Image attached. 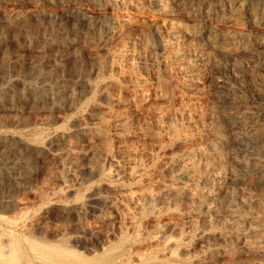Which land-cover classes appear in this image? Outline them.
Returning a JSON list of instances; mask_svg holds the SVG:
<instances>
[{"label": "rangeland", "instance_id": "obj_1", "mask_svg": "<svg viewBox=\"0 0 264 264\" xmlns=\"http://www.w3.org/2000/svg\"><path fill=\"white\" fill-rule=\"evenodd\" d=\"M105 1L0 0V217L8 220L12 218L17 223L18 227H13L11 231L26 251L28 259L25 264H45L31 256L35 253V249H32V242L36 243V241V244L59 246L60 249L64 246L62 250L77 254L80 259L84 260L97 258L96 256H100L103 250L106 251L109 245L111 247L120 245L124 254L121 255L122 259L117 258L115 264L124 261L127 262L124 264H131V262L138 264L136 261L138 254H140L138 258L144 256L145 260L147 259L145 255L154 254V257L148 258L149 260L143 264L151 262L159 264L158 261L162 260L160 264H164L166 260L170 263L167 261L165 264H205L208 260L211 264H264V256L260 257L252 251H244L246 245L256 247V243L260 240L264 248V184L252 171L261 169L264 172V145H253L248 148L238 146V149L233 147L232 151L235 154L234 152L217 153L213 159L203 152L215 139V133L212 131L215 124L221 131L225 129L229 133L237 132L244 135L250 133V130L243 129L236 124L235 119L240 114L253 118L257 122L256 125L264 131V93H262L264 92L262 90L264 89V17H255L249 9L252 5L257 6L258 0H239L238 3L232 0L231 4H235L233 10L224 7L225 1L228 0H216L218 2L188 0V2L194 1L191 2L192 5L187 4V0L186 2L184 0L183 2L182 0H158L154 6L151 3L153 7L148 2L139 3L138 0H130L131 2L127 0L128 7L131 5L130 9L107 4ZM135 1L139 4L134 3ZM216 3L221 5L220 10H210L211 6ZM134 6L138 7V12L132 11V9L135 10ZM139 8H143L142 11ZM196 11L200 13L197 12V15ZM229 11L232 16L229 15ZM163 12H168L169 16L173 14L172 16L175 17L170 16L172 22L184 27V32L179 34L181 38L178 37L176 40L177 45L168 34L166 27L168 20L164 16L161 17ZM192 13L197 15L196 20L188 17ZM113 18L119 19L120 24L107 26ZM253 18L256 19L255 26L249 25ZM232 19H238L240 27L235 25ZM201 20H211L215 28L213 32L210 31L211 29L207 30L208 33L198 31L200 30L198 22ZM125 22L128 23L125 24ZM100 26L105 28V32ZM156 27L161 29L159 32L161 36L164 35L165 42L172 44L174 41V47L165 51L169 54H166L156 41L153 33ZM209 35H216V37ZM230 37L244 41L245 46L233 47L224 44L225 42L222 43L224 38ZM213 38L220 41L219 54L218 52L212 53L208 47V42ZM173 49L176 51H172ZM118 53H123V61L116 59ZM173 53L178 56L177 63L172 58ZM113 55H116L113 57L115 63L110 62ZM222 56H225L223 60ZM215 64L217 67H214ZM118 65L119 67L127 66L120 73L124 74L127 79L131 77L130 79L119 78ZM218 67L220 68L217 69ZM140 82L148 85L150 97L155 92H159L165 98L174 96V99L166 101L163 98L158 104H154L152 100L148 104L144 101L146 95L141 97ZM184 85L189 87L185 88ZM231 97L232 99L229 100ZM220 99H226L232 105L227 103L225 104L227 108H222ZM157 110L159 111L155 114ZM225 111H228L227 114ZM256 115L258 116L255 117ZM226 117H233L231 118L232 130L228 129L225 124ZM194 139L196 142L193 141ZM70 155L72 159L69 158ZM254 155L255 160H253ZM192 163L195 167L198 165L192 172V179L195 177V180L193 179L192 182L176 180L174 174L177 170L189 168ZM122 171H126L127 175ZM138 172H144V175ZM133 173H136L135 181L131 180L135 176ZM202 173L213 176L214 181L217 180L215 182L221 194L218 193V200L205 202L212 211L214 210V214L210 212L209 215L205 214L198 218L197 205L190 200L189 195L192 192H196L195 195H201L203 190H201L203 187L201 179L206 176ZM106 175L108 177H105ZM111 175L114 180L118 178L122 187L118 190L119 192L111 190L110 183L113 181ZM103 177H105L104 181ZM219 177L222 178L219 179ZM137 179H140V182ZM159 185L161 188H157ZM177 188H183L184 195L181 198H184H180L182 201L174 205L168 193L171 194V191ZM187 188H189L188 191ZM121 191L127 193L123 194ZM140 196L142 199L139 198ZM147 197L151 198V203L144 205ZM106 200L110 202L104 204ZM8 201H13L16 205L11 204L10 206ZM77 203L81 205L80 210L76 209ZM177 213L181 216L178 217ZM193 216H196V219ZM233 216L240 219L236 228L232 227L236 219L232 218ZM204 220L213 221L215 229H224L226 233L233 232V229L235 231L246 230V228L257 229V236L247 237L246 240L233 234L228 240H223L218 236L210 238L208 231L202 230L206 227ZM216 224H218L217 227H215ZM24 238L28 241L25 242ZM23 240L25 243L22 242ZM170 240L171 242L183 241L191 252L189 251L186 255L179 254L183 252L182 249L172 247V250V248L165 247L166 242ZM185 240H188L187 243ZM230 249L234 250L235 254L228 256L226 252ZM159 252L161 254H157ZM91 253L95 255L89 256ZM210 255L213 256L210 258ZM130 258L136 259L130 261ZM118 259H121L120 262ZM32 260H34L33 263Z\"/></svg>", "mask_w": 264, "mask_h": 264}, {"label": "bare ground", "instance_id": "obj_2", "mask_svg": "<svg viewBox=\"0 0 264 264\" xmlns=\"http://www.w3.org/2000/svg\"><path fill=\"white\" fill-rule=\"evenodd\" d=\"M128 1H130V0H128ZM139 1V3L140 2H148V3H150V5H151V3L153 4V6L154 5H156L157 4V2H158V0H138ZM138 1H135L134 3H138ZM165 1V0H164ZM172 1V0H171ZM175 1V0H174ZM181 1V0H180ZM185 1V0H184ZM190 1V0H189ZM196 1V0H195ZM211 1V0H210ZM216 1V0H215ZM214 1V2H215ZM236 2L237 1H239V0H235ZM247 1H249V0H247ZM105 2H107V4H111V5H114V6H117V5H119V6H123L124 8H129L130 9V7H131V5H129L130 7H128V5H127V0H106ZM131 2V1H130ZM182 2H183V0H182ZM181 2V3H182ZM186 2V1H185ZM187 2H188V0H187ZM191 2H194V1H191ZM191 2H188L187 4H189V3H191ZM200 2H202V1H200ZM216 2H218V1H216ZM231 2H232V0H228L227 2L225 1V3H224V7L226 6V9L228 8V10H233L234 8H235V4L233 5V4H231ZM257 2V1H256ZM258 2H259V4H257V6L255 5H252V6H247V7H249V9L253 12V15L255 16V17H264V0H258ZM138 3V4H139ZM162 3V2H161ZM164 4H165V2H163ZM199 3V2H198ZM208 3V2H207ZM211 3V2H210ZM234 3V2H233ZM238 3V2H237ZM244 3H246V2H244ZM253 3V2H252ZM129 4V3H128ZM131 4H133V3H131ZM177 4V3H176ZM183 4V3H182ZM185 4V3H184ZM209 4V3H208ZM207 4V5H208ZM240 4V3H239ZM238 4V5H239ZM110 5V6H111ZM127 5V6H126ZM136 5V4H135ZM148 5V4H147ZM168 5V4H167ZM173 5H174V3H173ZM189 5H192V3L191 4H189ZM196 5V4H195ZM198 5V4H197ZM244 5V4H243ZM109 6V5H108ZM119 6H117V7H119ZM152 5H151V7H153ZM184 6V5H183ZM182 6V7H183ZM221 5L220 4H213V6H211V8H210V10H220V7ZM234 6V7H233ZM135 8V10H133L132 9V11H135V12H138V7L136 8V6H134ZM158 7V6H157ZM174 7V6H173ZM189 7V6H188ZM187 7V8H188ZM198 7V6H197ZM208 7V6H207ZM178 8H179V6H178ZM190 8V7H189ZM121 9V8H120ZM140 9V8H139ZM143 9V8H142ZM142 9H140L141 11H142ZM153 9H155V8H153ZM180 9H182V8H180ZM209 9V8H208ZM113 10V9H112ZM122 10V9H121ZM165 10V9H164ZM179 10V9H178ZM119 12H120V10H118ZM124 11V10H123ZM123 11H122V13H123ZM158 11V10H157ZM160 11H162V10H160ZM159 11V12H160ZM174 11V10H173ZM181 11H183V10H181ZM185 11V10H184ZM183 11V12H184ZM187 12H188V10H186ZM192 11V10H191ZM222 11V10H221ZM225 11V10H224ZM236 11V10H235ZM242 11V10H241ZM244 11V10H243ZM180 12V11H179ZM183 12H180V13H183ZM193 12V11H192ZM197 12H199V11H196V13ZM133 13V12H132ZM171 13H173V12H171ZM189 13H190V11H189ZM195 13V14H196ZM200 13V12H199ZM222 12H220V14H221ZM236 13V12H235ZM239 13V12H238ZM143 14V13H142ZM157 14V13H156ZM161 14V13H160ZM176 15H177V13H175ZM184 14V13H183ZM211 14V13H210ZM123 15V14H122ZM140 15V14H139ZM145 15V14H144ZM149 15V14H148ZM173 15V14H172ZM172 15H170V16H172ZM185 15H187V14H185ZM197 15H198V13H197ZM197 15H194L193 13L191 14V15H187L188 17H190V19H194V20H196V16ZM200 15V14H199ZM223 15H224V13H223ZM229 15H231L230 14V11H229ZM239 15H240V13H239ZM252 15V16H253ZM119 16V15H118ZM126 16H127V14H126ZM137 16V15H136ZM163 16L165 17V18H167L166 20H168V22H167V30H168V34L171 36V38L172 39H174L175 40V43H174V41H173V43L174 44H176L177 45V43H178V41H176L177 40V38L178 37H180L179 36V34H181L182 32H184L183 31V28H182V26L180 25V24H175V23H173L172 22V20H171V17L169 16V13L168 12H163L162 13V18H163ZM222 15H220V17H221ZM232 16V15H231ZM236 16H238V15H236ZM251 16V15H250ZM100 17V16H99ZM110 17V16H109ZM128 17V16H127ZM135 17V16H134ZM155 17V16H154ZM172 17H175V16H172ZM215 17H217V16H215ZM242 17V16H241ZM138 18V17H137ZM140 18V17H139ZM147 18V17H146ZM158 18V17H157ZM160 18V17H159ZM224 18V17H223ZM227 18H229V17H227ZM235 18V17H234ZM251 18V17H250ZM83 19V18H82ZM102 19V18H101ZM109 19V18H108ZM107 19V20H108ZM124 19H125V17H124ZM124 19H122L123 21H124ZM153 19V18H152ZM151 19V20H152ZM161 19V18H160ZM176 19H177V17H176ZM175 19V20H176ZM187 19H189V18H187ZM215 19V18H214ZM230 19V18H229ZM240 19V18H239ZM242 19V18H241ZM126 20V19H125ZM129 20H130V18H129ZM128 20V21H129ZM200 20V19H199ZM221 20V19H220ZM228 20V19H227ZM233 20V22H234V24L235 25H237L238 27H240L239 25H241L240 23H239V21H238V19H232ZM249 20H251V19H249ZM256 19L255 18H253V21L251 20V23L249 24V25H251V26H255L257 23H256V21H255ZM262 20V19H261ZM111 21V20H110ZM242 21V20H241ZM260 21V20H259ZM194 22V21H193ZM219 22V21H218ZM222 22V21H221ZM231 22V21H230ZM249 22V21H248ZM91 23V22H90ZM123 23V22H122ZM126 23H128V22H125V24ZM178 23V22H177ZM180 23V22H179ZM182 23V22H181ZM190 23V22H189ZM198 23H200V30H198V31H201V32H203L204 33V31H207V30H210V31H212L213 29H215V28H213V24H212V21L211 20H201L200 22H198ZM198 23H197V25H198ZM224 23V22H223ZM223 23H221V24H223ZM242 23V22H241ZM244 23V22H243ZM259 23V22H258ZM109 24H112L113 26L114 25H117V24H120L119 23V19H117V18H113L112 19V21H111V23H108V25L107 26H109ZM152 24V23H151ZM188 24V23H187ZM195 24V23H194ZM228 24V23H227ZM122 25V24H121ZM196 25V24H195ZM230 25V24H229ZM233 25V24H232ZM244 25V24H243ZM102 26V25H101ZM100 26V27H101ZM107 26H105L106 28H108ZM118 26V25H117ZM157 26H159V25H157ZM247 26V25H246ZM97 27V26H96ZM116 27V26H115ZM127 27V26H126ZM152 27V26H151ZM153 27H154V25H153ZM102 28V27H101ZM101 28H99V29H101ZM113 28V27H112ZM194 28V27H193ZM218 28V27H217ZM103 29V28H102ZM105 29V28H104ZM104 29H103V31H104ZM117 29V28H116ZM153 29V28H152ZM160 29V28H159ZM159 29L156 27L154 30H153V33H154V35H155V37H156V41H158V44H159V46L164 50V52L167 50H170L171 48H173L174 47V44L172 43V44H169V43H167V42H165L164 41V35H162L161 36V34H160V32H159ZM196 29H197V27H196ZM238 29V28H237ZM236 29V31L237 32H239L238 30ZM109 30V29H108ZM161 30V29H160ZM185 30V29H184ZM187 30H189V29H187ZM217 30V29H216ZM220 30V29H219ZM251 30V29H250ZM258 30V29H257ZM193 31H194V29H193ZM197 31V32H198ZM209 31V32H210ZM215 31V30H214ZM234 31V30H233ZM253 31V30H252ZM105 32V31H104ZM152 32V31H151ZM186 32V31H185ZM191 32V31H190ZM213 32V31H212ZM221 32H224V30L222 31L221 30ZM257 32V31H256ZM162 33V32H161ZM187 33V32H186ZM195 32H193V34H194ZM200 33V32H199ZM202 33V34H203ZM207 33H208V31H207ZM230 33V32H229ZM247 33V32H246ZM107 34V33H106ZM184 34V33H183ZM189 34H191V33H189ZM201 34V33H200ZM218 34V33H217ZM228 34V33H227ZM236 34V33H235ZM166 35V34H165ZM169 35H167V36H169ZM187 35V34H186ZM196 35V34H195ZM220 35V34H219ZM229 35V34H228ZM237 35V34H236ZM255 35V34H254ZM260 35V34H259ZM184 36V35H183ZM182 36V37H183ZM202 36V35H201ZM207 36V35H206ZM210 37H216V35H214V36H211V35H209ZM231 36V35H230ZM142 37V36H141ZM145 37V36H144ZM163 37V38H162ZM195 36H193V38H194ZM196 37H197V35H196ZM200 37V36H199ZM239 37V36H238ZM238 37H237V39H238ZM244 37V36H243ZM154 38V37H153ZM170 38V37H169ZM181 38V37H180ZM256 38V37H255ZM258 39H259V37H257ZM109 39V38H108ZM137 39V38H136ZM172 39H171V42H172ZM200 39V38H199ZM217 38H213L210 42H208V40L206 41V43L208 42V47H209V49L211 50V52L212 53H216V52H218V54L220 53L219 51H221V44H220V41L219 40H216ZM220 39V38H219ZM241 39V38H240ZM263 39V38H262ZM191 40H192V38H191ZM193 40H195V39H193ZM202 40V39H201ZM210 40V39H209ZM155 41V40H154ZM155 41V42H156ZM198 41V40H197ZM170 42V43H171ZM225 42V43H224ZM128 43V42H127ZM222 43H224V44H228V45H230V46H233V47H244L245 46V43H244V41H238V40H236V39H234V38H232V37H230V38H228V39H226V38H224L223 39V42ZM178 46H179V44H178ZM226 46V45H225ZM255 47V46H254ZM223 48V47H222ZM226 48H228V47H226ZM81 49V48H80ZM177 49V48H176ZM208 49V51H210ZM247 49V48H246ZM184 50V49H183ZM207 50V49H206ZM225 50V49H224ZM125 51V50H124ZM172 51H174V49L172 50ZM176 51V50H175ZM174 51V52H175ZM201 51V50H200ZM239 51V50H238ZM121 52V51H120ZM205 52V51H204ZM227 52H229V51H227ZM166 53V52H165ZM210 53V52H209ZM166 54H169V53H166ZM206 54V53H205ZM223 54V53H222ZM229 54V53H228ZM227 54V55H228ZM139 55V54H138ZM142 55V54H141ZM212 55V54H211ZM233 55V54H232ZM248 55V54H247ZM116 56V55H115ZM114 55L112 56V58L110 59V62L112 61H115V58H113V57H115ZM172 56V55H171ZM198 56V55H197ZM220 56H221V54H220ZM226 56V55H225ZM225 56H222V60H223V58L225 57ZM233 56H235V55H233ZM168 57H170V56H168ZM228 57H229V55H228ZM232 57V56H231ZM136 58V57H135ZM172 58L174 59V61H176V63L178 62L177 60H178V56L175 54V53H173V56H172ZM181 58V57H180ZM190 58V57H189ZM221 58V57H220ZM116 59H119V61H123L124 60V55H123V53H118L117 54V57H116ZM149 59V58H148ZM172 59V60H173ZM213 59H216V58H213ZM126 60V59H125ZM207 60V59H206ZM130 61V60H129ZM171 61V60H170ZM174 61H172V62H174ZM218 61H220V60H218ZM229 61H231V60H229ZM233 61V60H232ZM231 61V62H232ZM149 62V61H148ZM235 62V61H234ZM113 63H115V62H113ZM124 63H126V61H124ZM176 63H174L175 65H176ZM127 64V63H126ZM171 64V63H170ZM226 64V63H225ZM225 64H223V65H225ZM230 64V63H229ZM110 65H112V64H110ZM114 65V64H113ZM112 65V66H113ZM128 65V64H127ZM173 65V64H172ZM182 65V64H181ZM233 65V64H232ZM237 65V64H236ZM120 66H122V65H120ZM174 66V65H173ZM186 66V65H185ZM220 66V65H219ZM234 66V65H233ZM171 67V66H170ZM180 67V66H179ZM214 67H217V65L215 64V66ZM225 67V66H224ZM123 68H127V66H122V67H119V65H118V71H119V78L120 79H123V78H125V75L124 74H122V73H120V72H122V69ZM213 68V67H212ZM220 67H218L217 69H219ZM110 69H111V67H110ZM153 69V68H152ZM177 69V68H176ZM208 69V68H207ZM215 69V68H214ZM178 70V69H177ZM209 70V69H208ZM213 70V69H212ZM117 71V70H116ZM133 71V70H132ZM113 72V71H112ZM124 72V71H123ZM129 72V71H128ZM128 72H126V73H128ZM186 72V71H185ZM184 72V73H185ZM215 72V71H214ZM179 73V72H178ZM212 73H213V71H212ZM262 73V72H261ZM219 74V73H218ZM127 75V74H126ZM129 75V74H128ZM116 76V75H115ZM188 76V75H187ZM117 77V76H116ZM127 77V76H126ZM129 77V76H128ZM133 77V76H132ZM173 77V76H172ZM210 77V76H209ZM131 78V77H130ZM130 78H128V79H130ZM142 78V77H141ZM155 78V77H154ZM198 78H200V77H198ZM198 78H197V80H198ZM213 78V77H212ZM125 79H127V78H125ZM127 79V80H128ZM220 79V78H219ZM141 80V79H140ZM196 80V79H195ZM209 80H213V79H209ZM137 81V80H136ZM136 81H134V82H136ZM142 81V80H141ZM185 81V80H184ZM206 81V80H205ZM148 82V81H147ZM187 82H188V80H187ZM211 82V81H210ZM217 82V81H216ZM120 83V82H119ZM141 83V86H140V93H141V97L142 96H144V95H146L145 97H146V99H144V101L146 102V103H148V104H150V102L153 100V102H154V104L155 103H157L158 104V102L160 101V100H162L163 98H165V97H163V95L161 94V93H159V92H155V94L152 96V97H150L149 96V88H148V85H143L142 84V82H140ZM145 83V82H144ZM180 83V82H179ZM190 83V82H189ZM200 83V82H199ZM203 83V82H202ZM212 83H214V82H212ZM185 84H187V83H185ZM204 84H205V82H204ZM214 84H216V83H214ZM138 85V84H137ZM180 85V84H179ZM190 85H192V84H190ZM197 85V84H196ZM196 85H193V86H196ZM206 85V84H205ZM204 85V86H205ZM217 85V84H216ZM181 86V85H180ZM180 86H179V88H180ZM207 86H208V84H207ZM206 86V87H207ZM212 86V85H211ZM214 86V85H213ZM219 86V85H218ZM263 86H264V84H263ZM158 87V86H157ZM170 87V86H169ZM184 87L185 88H188L189 86H187V85H184ZM196 87H198V85L196 86ZM205 87V88H206ZM209 87V86H208ZM93 88V87H92ZM171 88V87H170ZM174 88V87H173ZM176 89H178L177 87H175ZM184 88V89H185ZM193 88V87H192ZM202 88H204V87H202ZM212 88H214V87H212ZM218 88V87H217ZM139 89V88H138ZM215 89H216V87H215ZM224 89V88H223ZM222 89V90H223ZM262 89V88H261ZM181 90V89H180ZM183 90V89H182ZM185 90H187V89H185ZM190 90V89H189ZM200 90H202V89H200ZM214 90V89H213ZM212 90V91H213ZM217 90H219V89H217ZM225 90H226V87H225ZM263 91H264V89H262ZM261 90V91H262ZM39 91V90H38ZM173 91V90H172ZM194 91V90H193ZM259 91V90H258ZM43 92V91H42ZM168 92H170V91H168ZM175 92H176V90H175ZM178 92V91H177ZM183 92V91H182ZM196 92V91H195ZM194 92V93H195ZM203 92H205V90H203ZM202 92V93H203ZM219 92V91H218ZM232 92V91H231ZM39 93V92H38ZM123 93V92H122ZM128 93V92H127ZM162 93H164V92H162ZM171 93V92H170ZM173 93H174V91H173ZM187 93V92H186ZM224 93H226V92H224ZM223 93V94H224ZM230 93V92H229ZM235 93V92H234ZM255 93H257V92H255ZM262 93H264V92H262ZM166 94V93H165ZM179 94V93H178ZM178 94H176V95H178ZM190 94V93H189ZM188 94V95H189ZM197 94V93H196ZM217 94V93H216ZM216 94H213V95H216ZM220 95H221V93H219ZM227 94V93H226ZM172 95V94H171ZM174 95V94H173ZM210 95V94H209ZM229 95V94H228ZM1 96V95H0ZM36 96V95H35ZM166 96V95H165ZM198 96V95H197ZM204 95L202 94V97H203ZM39 97H41V96H39ZM42 97H43V95H42ZM131 97V96H130ZM136 97H138V96H136ZM144 97V98H145ZM174 97V96H173ZM173 97H171V96H166V101H171L172 99H174ZM205 97H206V95H205ZM210 97V96H209ZM222 97V96H221ZM233 97V96H232ZM232 97L229 99V100H231L232 99ZM253 97V96H252ZM255 97V96H254ZM262 97V96H261ZM34 98H36V97H34ZM38 98V97H37ZM128 98V97H127ZM135 98V97H134ZM189 98V97H188ZM207 98V97H206ZM211 98V97H210ZM224 98V97H223ZM143 99V98H142ZM141 99V100H142ZM164 99V100H165ZM180 99V98H179ZM218 99V98H217ZM234 99V98H233ZM253 99V98H252ZM119 100V99H118ZM185 100V99H184ZM183 100V101H184ZM194 100V99H193ZM192 100V101H193ZM210 100H212V99H210ZM221 100V99H220ZM228 100V99H227ZM256 100V99H255ZM138 101V100H137ZM178 101V100H177ZM182 101V102H183ZM214 101H216V100H214ZM241 101V100H240ZM243 101V100H242ZM44 102V101H43ZM144 102V104H146ZM152 102V103H153ZM165 102V101H164ZM175 102V101H174ZM173 102V103H174ZM201 102V101H200ZM209 102V101H208ZM232 102V101H231ZM230 102V103H231ZM234 102V101H233ZM238 102V101H237ZM257 102V101H256ZM37 103V102H36ZM139 104H140V102H138ZM151 103V104H152ZM167 103V102H166ZM180 103H181V101H180ZM195 103V102H194ZM204 103V102H203ZM219 103V102H218ZM220 103H222V108H227L226 106H225V104H227L228 102L226 101V99L225 100H221V102ZM219 103V104H220ZM143 104V103H142ZM162 104V103H161ZM165 104V103H164ZM163 104V105H164ZM169 104V103H168ZM171 104V103H170ZM175 104V103H174ZM190 104V103H189ZM196 104V103H195ZM210 104H212L211 102H210ZM216 104V103H215ZM229 104V103H228ZM235 104H236V102H235ZM35 105V104H34ZM42 105V104H41ZM173 105V104H172ZM193 105V104H192ZM204 105V104H203ZM202 105V106H203ZM218 105V104H217ZM230 105V104H229ZM232 105V104H231ZM230 105V106H231ZM40 106V105H39ZM110 106V105H109ZM156 106V105H155ZM160 106V105H159ZM170 106V105H169ZM179 106V105H178ZM219 106V105H218ZM236 107H239V105H235ZM160 107H162V106H160ZM167 107V106H166ZM174 107H175V105H174ZM185 107V106H184ZM235 107V108H236ZM244 107H246V106H244ZM253 107V106H252ZM155 108V107H154ZM158 109H160L159 107H157ZM234 108V107H233ZM241 108V107H240ZM249 108V107H248ZM251 108V107H250ZM249 108V109H250ZM148 109V108H147ZM163 109H164V107H163ZM181 109V108H180ZM237 109V108H236ZM248 109V110H249ZM218 110V109H217ZM230 110V109H229ZM142 111V110H141ZM147 111V110H146ZM159 110H157V111H155V114H156V112H158ZM189 111V110H188ZM219 111H221V110H219ZM244 111V110H243ZM242 111V112H243ZM149 112H151V111H149ZM161 112H163V111H161ZM171 112H173V111H171ZM175 112H177V111H175ZM179 112V111H178ZM177 112V113H178ZM181 112V111H180ZM191 112V111H190ZM199 112V111H198ZM226 112V111H225ZM228 112V111H227ZM227 112H226V114H227ZM241 112V111H240ZM247 112H250V111H247ZM174 113V112H173ZM173 113H171V114H173ZM239 113V112H238ZM254 113H256V112H254ZM154 114V113H153ZM154 114V115H155ZM231 114V113H230ZM234 114V113H233ZM245 114H247V115H250V114H248V113H245ZM260 114V113H259ZM258 114V115H259ZM174 115V114H173ZM186 114L184 113V116H185ZM202 115V114H201ZM220 115V114H219ZM222 115V114H221ZM223 115H224V112H223ZM222 115V116H223ZM258 115H256L255 117H257ZM114 116V115H113ZM158 116H160V114H158ZM177 116V115H176ZM176 116H174V117H176ZM191 116H193V115H191ZM199 116H200V114H199ZM225 116V115H224ZM227 116H229V115H227ZM235 116H237V115H235ZM122 117H123V114H122ZM156 117V116H155ZM172 117V116H171ZM111 118V117H110ZM126 118V117H125ZM145 118V117H144ZM198 118V117H197ZM231 118H233V117H231ZM231 118L230 117H226L225 118V124H226V126L228 127V129H231L232 130V128H231V126L233 125V122L231 121ZM235 118V117H234ZM107 119V118H106ZM122 119V118H121ZM162 119V118H161ZM115 120V119H114ZM123 120H124V118H123ZM153 120V119H152ZM224 120V119H223ZM235 120H237V125H239L241 128H243V129H248V130H250L249 132L251 133H249L248 135H244V134H239V133H233V132H231V133H229L228 131H225V129H224V131H223V129H222V131L219 129V126L218 125H214L213 126V128H212V131H213V133H215V139L214 138H212V140H213V142L211 143V145L207 148V149H205L203 152H204V154H206L207 156H209V158L210 157H212V159H213V156L215 157V155L217 154V153H219V154H221V153H227V154H230L231 152H234V151H232V150H234V148L233 147H235V149H236V147H237V149H238V146H240V147H245V148H248V147H252L253 145L254 146H263L264 145V131H262L261 130V128H259L257 125H256V123L257 122H255V120L253 119V118H251V117H247V116H244V115H239V116H237L236 117V119ZM197 121V120H196ZM84 122V121H83ZM117 122V121H116ZM130 122V121H129ZM223 122V121H222ZM236 122V121H235ZM234 122V123H235ZM260 122V121H259ZM108 123V122H107ZM119 123V122H118ZM117 123V124H118ZM154 124V123H153ZM120 125V124H119ZM157 125V124H156ZM180 125V124H179ZM237 125H236V128H237ZM123 126V125H122ZM221 126H222V124H221ZM101 127V126H100ZM108 127H109V123H108ZM225 127V126H224ZM234 127V126H233ZM239 127V128H240ZM261 127H262V125H261ZM71 129V128H70ZM114 129V128H113ZM235 129V128H234ZM86 130V129H85ZM84 130V131H85ZM101 130H105V129H101ZM101 130H99V131H101ZM118 131H119V129H117ZM246 130H245V132H246ZM94 131V130H93ZM96 131V130H95ZM121 131V130H120ZM135 131V130H134ZM230 131V130H229ZM236 131V130H235ZM239 131V130H238ZM244 131V130H243ZM87 132V131H86ZM207 132V131H206ZM245 132H243V133H245ZM84 133V132H83ZM113 133V132H112ZM114 133H115V131H114ZM176 133V132H175ZM87 134V133H86ZM88 134H90V133H88ZM97 134V133H96ZM106 134H108V133H106ZM180 134V133H179ZM186 134V133H185ZM211 134V133H210ZM2 135V134H1ZM5 135V134H4ZM193 135H195V134H193ZM201 135V134H200ZM57 136V135H56ZM82 136V135H81ZM91 135H89V137H90ZM95 136V135H94ZM97 136V135H96ZM100 136V135H99ZM186 136V135H185ZM3 137V136H2ZM8 137H9V134H8ZM11 137V136H10ZM13 137V136H12ZM11 137V138H12ZM21 137V136H20ZM102 137V136H101ZM100 137V138H101ZM108 137V136H107ZM181 137H182V135H181ZM193 138H194V136H192ZM201 137V136H200ZM10 138V139H11ZM100 138H99V140H100ZM193 138H190V139H193ZM4 140H9V139H6V138H3ZM102 139H103V137H102ZM185 139V138H184ZM15 140V139H14ZM179 140H180V138H179ZM182 140V139H181ZM202 140V139H201ZM44 141V140H43ZM176 141V140H175ZM178 141V140H177ZM176 141V142H177ZM188 141H189V139H188ZM193 141H195V139L193 140ZM200 141V140H199ZM75 142V141H74ZM120 142V141H119ZM185 142V141H184ZM196 142V141H195ZM209 142V141H208ZM211 142V141H210ZM36 143V142H35ZM181 143V142H180ZM188 143V142H187ZM192 143V142H191ZM94 144V143H93ZM10 145V144H9ZM93 146V145H92ZM200 148V147H199ZM204 149V148H203ZM239 149H242V148H239ZM97 150V149H96ZM145 150V149H144ZM202 150V149H201ZM244 150V149H243ZM99 151V150H98ZM199 151V150H198ZM241 151V150H240ZM246 151V150H245ZM244 151V152H245ZM92 152H93V150H92ZM202 152V151H201ZM237 152H238V150H237ZM237 152H236V154H237ZM74 153V152H73ZM185 153V152H184ZM247 153H248V151H247ZM254 153V152H253ZM67 154H69V153H67ZM194 154V153H193ZM192 154V155H193ZM234 154H235V152H234ZM233 154V155H234ZM240 154L242 155V153L240 152ZM245 154V153H244ZM251 154V153H250ZM254 154H256V153H254ZM258 154V153H257ZM74 155V154H73ZM104 155H106V154H104ZM166 155V154H165ZM184 155H186V154H184ZM183 155V156H184ZM188 155V154H187ZM238 155V154H237ZM246 155V154H245ZM109 156V155H108ZM132 156V155H131ZM181 156V155H180ZM199 156V155H198ZM218 156H220V155H218ZM217 156V157H218ZM224 156V155H223ZM230 156V155H229ZM188 157H189V155H188ZM206 157V156H205ZM238 157V156H237ZM240 157V156H239ZM242 157V156H241ZM257 157V156H256ZM69 158L70 159H72V157H71V155L69 156ZM100 158V157H99ZM192 158V157H191ZM218 158H221V157H218ZM230 158H232V157H230ZM236 158V157H235ZM260 158V157H259ZM153 159V158H152ZM155 159H156V156H155ZM242 159V158H241ZM202 160V159H201ZM226 160V159H225ZM238 160V159H237ZM236 160V161H237ZM253 160H255V155H254V159ZM252 160V161H253ZM152 161H154V160H152ZM185 161V160H184ZM187 161V160H186ZM199 161V160H198ZM204 161V160H203ZM209 161V160H208ZM231 161V160H230ZM233 161H234V159H233ZM251 161V160H250ZM207 162V161H206ZM211 162V161H210ZM222 162V161H221ZM235 162V161H234ZM244 162V161H243ZM113 163V162H112ZM117 163V162H116ZM182 163H183V160H182ZM187 163V162H186ZM200 163V162H199ZM236 163H238V162H236ZM246 163V162H245ZM254 163V162H253ZM252 163V165H254ZM114 164V163H113ZM178 164V163H177ZM180 164V163H179ZM210 164V163H209ZM96 165V164H95ZM116 165V164H115ZM173 165H175V164H173ZM187 165V164H186ZM206 165V164H205ZM198 166V165H197ZM196 166V167H197ZM245 166V165H244ZM94 167V166H93ZM99 167V166H98ZM138 167V166H137ZM171 167V166H170ZM169 167V168H170ZM180 167H181V165H180ZM195 167V165H194V163H192V165H191V167H189V168H186V169H176L177 170V172H176V174H174L175 175V179L176 180H178V181H185V182H192V180L195 178V177H193V179H192V172H193V170H194V168H196ZM202 167V166H201ZM201 167H199V168H201ZM215 167V166H214ZM234 167H236V166H234ZM117 168V167H116ZM120 168V167H119ZM139 169H140V167H138ZM216 168V167H215ZM95 169H98V168H96L95 167ZM227 169V168H226ZM231 169V168H230ZM229 169V170H230ZM238 169H240V168H238ZM99 170V169H98ZM117 170H119V169H117ZM124 170V169H123ZM134 170V169H133ZM142 170V169H141ZM170 170H172V169H170ZM217 170V169H216ZM127 171V170H126ZM125 171V172H126ZM136 171H137V169H136ZM135 171V172H136ZM143 171V170H142ZM205 171V170H204ZM203 171V172H204ZM210 171H212V170H210ZM209 171V172H210ZM213 171H215L214 169H213ZM222 171V170H221ZM226 171V170H225ZM238 171V170H237ZM252 171H254L253 172V174L255 175V176H257L258 177V179H259V181H261V183L262 184H264V172L261 170V169H253ZM102 172V171H101ZM101 172H99V173H101ZM121 172V171H120ZM119 172V173H120ZM123 173H125L124 171H122ZM128 172V171H127ZM166 172H167V170H166ZM170 172V171H169ZM195 172H196V170H195ZM200 172V171H199ZM231 172V171H230ZM244 172V171H243ZM250 172V171H249ZM2 173V172H1ZM118 173V172H117ZM116 173V174H117ZM123 173H121V174H123ZM138 173H140V172H138ZM144 173V172H143ZM143 173H140V174H143ZM152 173V172H151ZM198 173V172H197ZM213 173V172H212ZM211 173V175H213ZM217 173V172H216ZM226 173H227V171H226ZM112 174V173H111ZM126 174V173H125ZM125 174H123V176L125 175ZM134 174V173H133ZM136 174V173H135ZM134 174V175H135ZM203 174V173H202ZM223 175H224V173H222ZM239 174V173H238ZM251 174V173H250ZM110 175V174H109ZM115 175V174H114ZM118 175V174H117ZM117 175H115V176H117ZM120 175V174H119ZM127 175V174H126ZM144 175V174H143ZM168 175V174H167ZM197 175V174H196ZM203 175H206V176H204L203 177V179H201L202 180V183H203V187L201 188V190H202V193H201V195H195L196 194V192L194 193V192H192V193H194V194H192L191 193V195H189V196H191V199L190 200H192L197 206V209H198V218H201V217H203L205 214L207 215L208 213H210V212H213L211 209H210V207H208L206 204H205V202L207 201V200H210V201H214V200H218L219 198H218V193H220L219 191H218V188H217V185H216V182L215 181H217V180H213L212 179V177L209 175V174H203ZM214 175H217V174H214ZM220 175V174H219ZM246 175V174H245ZM249 175V174H248ZM247 175V176H248ZM6 176V175H5ZM129 176V178H130V175H128ZM142 176V175H141ZM195 176V175H194ZM198 176V175H197ZM225 176H226V174H225ZM232 176V175H231ZM246 176V177H247ZM253 176V175H252ZM105 177H108L107 175L105 176ZM105 177H103V181H104V179H105ZM111 177H113V175H111ZM122 177V176H121ZM127 177V176H126ZM139 177V176H138ZM152 177V176H151ZM201 177V176H200ZM200 177L198 178V179H200ZM229 177H230V175H229ZM235 177V176H234ZM233 177V178H234ZM101 178H102V176H101ZM110 178V177H109ZM136 175L135 176H133L132 178H131V180H133V181H135L136 180ZM142 178V177H141ZM214 178V177H213ZM222 178V177H221ZM220 177H219V179H221ZM237 178V177H236ZM256 178V177H255ZM115 179H116V177H115ZM118 179V178H117ZM114 180V177L112 178V183H110L111 184V187H112V189L111 190H113V191H118L119 189H120V184H119V181L118 180ZM122 180H123V178H121ZM197 179V180H198ZM218 179V180H219ZM224 179V178H223ZM257 179V178H256ZM1 180V179H0ZM120 180V179H119ZM122 180H121V182H122ZM138 180V182H140L139 180L140 179H137ZM144 180H145V178H144ZM149 180V179H148ZM175 180V181H176ZM195 180V179H194ZM110 181V180H109ZM142 181V180H141ZM147 181V180H146ZM227 181V180H226ZM225 181V182H226ZM108 182V181H107ZM143 182V181H142ZM141 182V183H142ZM155 182V181H154ZM172 182H173V180H172ZM199 182H200V180H199ZM219 182V181H218ZM222 182V181H221ZM224 182V183H225ZM134 183V182H133ZM140 183V184H141ZM176 183V182H175ZM123 184H125V183H123ZM135 184H136V182H135ZM144 184V183H143ZM160 184V183H159ZM194 184V183H193ZM196 184V183H195ZM198 184V183H197ZM200 184V183H199ZM232 184V183H231ZM134 185V184H133ZM139 185V184H138ZM161 185H162V183H161ZM165 185V184H164ZM176 185H178L179 186V184H176ZM192 184H190V186H191ZM202 185V184H201ZM201 185H199V186H201ZM221 185V184H220ZM151 186V185H150ZM182 186H183V183H182ZM185 186V185H184ZM146 187V186H145ZM157 187V186H156ZM165 187V186H164ZM222 187V186H221ZM122 188V187H121ZM140 188V187H139ZM147 188V187H146ZM157 188H161V186L159 185ZM171 188V187H170ZM185 188V187H184ZM194 188H196V186H194ZM225 188V187H224ZM127 189V188H126ZM137 189H138V187H137ZM141 189V188H140ZM150 189V188H149ZM183 189V188H182ZM182 189H179V188H177V189H173L172 191H171V194L170 193H168V195H170V197H171V200H172V202L174 203V205H176L177 203H178V201H180V198H181V196L182 195H184L183 194V190ZM192 189V188H191ZM197 189V188H196ZM123 190H125V189H123ZM145 190V189H144ZM189 190V188H187V191ZM220 190V189H219ZM126 191V190H125ZM136 191H138L139 192V190H136ZM141 191V190H140ZM194 191V190H193ZM197 191H198V189H197ZM230 191H231V189H230ZM119 192V191H118ZM117 192V193H118ZM185 192V191H184ZM2 193V192H1ZM114 193V192H113ZM121 193H123L122 191H121ZM124 193H127V192H124ZM123 193V194H124ZM119 195H120V193H118ZM117 194V195H118ZM129 194V193H128ZM144 194V193H143ZM190 194V193H189ZM199 194V193H198ZM221 194V193H220ZM118 195V196H119ZM56 196H57V194H56ZM124 196V195H123ZM142 196V195H141ZM141 196L139 197V198H141ZM156 196V195H155ZM1 197V196H0ZM128 197H129V195H128ZM247 197V196H246ZM55 198H57V197H55ZM124 198V197H123ZM123 198L121 199L122 201H123ZM126 198V197H125ZM135 198H136V196H135ZM145 198V197H144ZM182 198H184V197H182ZM181 198V199H182ZM137 199V198H136ZM142 199V198H141ZM258 199V198H257ZM120 200V201H121ZM127 200V199H126ZM132 200H133V197H132ZM139 200V203H140V199H138ZM144 200V199H143ZM166 200V199H165ZM184 200V199H183ZM249 200V199H248ZM113 201V200H112ZM122 201H121V203H122ZM128 201V200H127ZM135 201H137V200H135ZM156 201V200H155ZM182 201V200H181ZM180 201V202H181ZM192 201H191V204H192ZM224 201V200H223ZM9 202V201H8ZM8 202H6V204L8 203ZM107 202H110V200L109 201H105V203L104 204H106ZM166 202V201H165ZM171 202V201H170ZM180 202H179V204H180ZM225 202V201H224ZM257 202V201H256ZM4 203V202H3ZM125 203V202H124ZM132 203H133V201H132ZM151 203V198L150 197H147L146 199H145V201H144V205H147V204H150ZM159 203V202H158ZM172 203V204H173ZM184 203V202H183ZM207 203V202H206ZM210 202H208V204H209ZM5 204V205H6ZM8 204H10V206H11V204H14V205H16V203L15 202H9ZM111 204V203H110ZM113 204H115V203H113ZM136 204V203H135ZM171 204V203H170ZM212 204V203H211ZM214 204V203H213ZM227 204H228V202H227ZM4 205V206H5ZM120 205V204H119ZM128 205V204H127ZM166 205V204H165ZM223 205V204H222ZM233 205V204H232ZM236 205V204H235ZM248 205V204H247ZM1 206V205H0ZM9 206V205H8ZM9 206V207H10ZM19 206V205H18ZM111 206H113V205H111ZM129 206V205H128ZM135 206V205H134ZM171 206V205H170ZM224 206V205H223ZM246 206V205H245ZM76 207V206H75ZM74 207V208H75ZM80 207H81V205H78V203H77V207H76V209H79L80 210ZM130 207V206H129ZM144 207V206H143ZM149 207V206H148ZM179 207H180V205H179ZM189 207V206H188ZM193 207V206H192ZM195 207V208H196ZM226 207V206H225ZM229 207V206H228ZM252 207H253V205H252ZM119 208V207H118ZM139 208H141V206L139 207ZM145 208H147V207H145ZM176 208V207H175ZM224 208V207H223ZM120 209H122V208H120ZM125 209V208H124ZM144 209V208H143ZM167 209V208H166ZM169 209V208H168ZM171 209V208H170ZM177 209V208H176ZM212 209H213V207H212ZM225 209V208H224ZM229 209V208H228ZM247 210H248V208H246ZM129 210H130V208H129ZM172 210H173V212L175 211L174 209H173V207H172ZM226 210V209H225ZM230 210V209H229ZM127 211H128V209H127ZM141 211V210H140ZM139 211V212H140ZM164 211V210H163ZM185 211H187V210H185ZM190 211V210H189ZM192 211V210H191ZM233 211V210H232ZM130 212V211H129ZM153 212V211H152ZM227 212V211H226ZM230 213H232L231 211H229ZM228 212V214H230ZM184 213V212H183ZM197 213V212H196ZM128 214V213H127ZM167 214V213H166ZM187 214V213H186ZM213 214H214V212H213ZM212 214V215H213ZM216 214V213H215ZM131 215V214H130ZM193 215H195V214H193ZM197 215V214H196ZM209 215V214H208ZM231 215V214H230ZM232 215H233V213H232ZM238 215H240L239 213H238ZM128 217H129V215H127ZM177 216L178 217H180L181 215L179 214V213H177ZM186 216V215H185ZM218 216V215H217ZM224 216V215H223ZM237 216V215H236ZM260 216V215H259ZM22 217V216H21ZM79 217V216H78ZM123 217V216H122ZM154 217V216H153ZM195 219H196V216H193ZM238 217V216H237ZM253 217V216H252ZM205 218V217H204ZM217 218V217H216ZM232 218H236L235 216H233ZM241 218V217H240ZM129 219V218H128ZM131 219V218H130ZM129 219V220H130ZM185 219V218H184ZM183 219V220H184ZM192 219V218H191ZM12 220V218L10 219V220H8V219H6V218H4V217H0V264H25V263H27V259H28V257H27V254H26V251H24L23 250V248H22V246H21V243L19 242V239L14 235V233L11 231L12 229H13V227H15L16 226V222L15 221H11ZM182 220V219H181ZM211 220V219H210ZM240 219H238V218H236V219H234V223H233V228H236V226H238V222H240L239 221ZM246 220V219H245ZM25 221V220H24ZM203 221V220H202ZM26 222V221H25ZM213 221H208V220H204V222L203 223H205V226L206 227H204L202 230L203 231H208V234H209V236L208 237H210V238H215V237H220V238H222L223 240H228V239H230V237H231V235L233 234V235H236V236H240V238L242 239H245V238H247V237H251V236H257V229L255 230V229H252V228H246V230H236L235 231V229H233V232L231 231V233H226L225 231H224V229H222V230H220L219 228H217V229H215L214 227H213V223H212ZM231 222V221H230ZM20 223V222H19ZM123 223V222H122ZM174 223V222H173ZM188 224V223H187ZM217 225L218 224H216V226L215 227H217ZM190 226V225H189ZM231 225H229V227H230ZM18 226H16V228H17ZM202 227V226H201ZM223 227V226H222ZM182 228V227H181ZM231 228V227H230ZM185 229V228H184ZM238 229V228H237ZM245 229V228H244ZM160 231V230H159ZM175 231H177V230H175ZM181 231V230H180ZM195 231V230H194ZM200 231V230H199ZM179 232V231H178ZM185 232V231H184ZM229 232V231H228ZM16 233V232H15ZM200 233H202V232H200ZM40 234V233H39ZM178 234V233H177ZM205 234V233H204ZM204 234H202V235H204ZM207 234V235H208ZM263 234V233H262ZM21 235V234H20ZM19 235V236H20ZM201 235V234H200ZM18 236V235H17ZM187 236V235H186ZM139 237V236H138ZM178 237V236H177ZM20 238V237H19ZM121 238V237H120ZM128 238V237H127ZM166 238H167V236H166ZM190 238V237H189ZM235 238V237H234ZM239 238V237H238ZM253 238V237H252ZM257 238H259V237H257ZM25 239V238H24ZM183 239H187V237L186 238H184L183 237ZM218 239V238H217ZM256 239V238H255ZM26 240V239H25ZM124 240V239H123ZM189 240V239H188ZM187 240V241H188ZM212 240V239H211ZM246 240V239H245ZM254 240V239H253ZM28 240H26L25 242H27ZM78 241V240H77ZM127 241V240H126ZM126 241H125V243H126ZM186 241V240H185ZM187 241H186V243H187ZM258 241V240H257ZM22 242H24V240L22 241ZM24 242V243H25ZM30 242V241H29ZM28 242V243H29ZM41 242V241H40ZM239 242V241H238ZM245 242V241H244ZM253 242V241H252ZM23 243V244H24ZM33 243V245H32V249H35V253L37 254V256H34V255H36L35 253H33L34 255H31V256H33L34 258L36 257L37 258V261L39 260V261H43V262H45V264H115L116 262V260H117V258L118 257H120L121 259H122V257H121V255L122 254H124V252H123V249H121V247H120V245H118V246H115L114 245V247H111L110 245H109V247H111V248H109L108 247V249L105 251V250H103V248H102V250H103V253L101 254L100 253V256L98 255V256H96L97 258H94V259H92V260H84V259H80V257L77 255V254H73V253H71V252H69V251H65V250H62L63 249V247H61V249L59 248V246L58 247H56V246H50V245H42V244H36L37 243V241H36V243H34V242H32ZM39 243V242H38ZM70 243V242H69ZM250 243V242H249ZM254 243V242H253ZM22 244V245H23ZM101 244V243H100ZM102 244H104V243H102ZM101 244V245H102ZM116 244V243H115ZM128 244H129V241L127 242V246H128ZM161 244V243H160ZM217 244V243H216ZM236 244V243H235ZM261 244H262V240H260V241H258V243H256V247H253V246H249V245H246L244 248L246 249V250H244V251H246V252H250V251H252L255 255H257V256H264V248L261 246ZM104 245H106V244H104ZM26 246V245H25ZM24 246V247H25ZM29 246H31L30 244H29ZM107 246V245H106ZM122 246V245H121ZM145 246V245H144ZM186 246H188V245H186ZM185 246V243L183 242V241H180V240H177V241H173V242H171V240L170 241H167L166 242V244H165V247H167V248H172V247H174V248H180V249H182L183 250V252H179V254L180 253H184L185 255L186 254H188L189 253V251L191 252V249H189L188 247H186ZM66 247V246H65ZM88 247V246H87ZM164 247V248H165ZM214 247V246H213ZM241 247V246H240ZM82 248V247H81ZM124 248H125V246H124ZM149 248V247H148ZM164 248H163V250H164ZM227 248H229V247H227ZM26 249H28V248H26ZM67 249V248H66ZM29 250V249H28ZM27 250V251H28ZM101 250V251H102ZM126 250V249H125ZM172 250H173V248H172ZM176 250V249H175ZM30 251V250H29ZM161 251H162V249H161ZM166 251V250H165ZM170 251V250H169ZM33 252V251H32ZM163 252V251H162ZM167 252H168V250H167ZM174 252V251H173ZM176 252V251H175ZM217 252V251H216ZM28 253V252H27ZM76 253H78V252H76ZM97 254L99 253V252H96ZM150 253H151V251H150ZM170 253V252H169ZM243 253V252H242ZM30 254H31V252H30ZM79 254V253H78ZM96 254V255H97ZM126 254H128V253H126ZM148 254V253H147ZM157 254H161L160 252L159 253H157ZM157 254H155V256L157 255ZM190 254H192V253H190ZM210 254V253H209ZM214 254V253H213ZM235 254V251L234 250H232V249H230V250H228L227 252H226V255H228V256H230V255H234ZM29 255V254H28ZM90 255H95V254H93V253H91V254H89V256ZM138 255H140V254H138ZM138 255H137V263L138 264H143V263H145V262H147V260H149L148 258H150V257H154V254L151 256H147V255H145L146 256V260H145V258H144V256H143V258H138ZM143 255V254H142ZM141 255V256H142ZM172 255V254H171ZM177 255H178V253H177ZM174 256H176V255H174ZM211 256H213V255H210V258H211ZM91 257H93V256H91ZM95 257V256H94ZM123 257H124V255H123ZM127 257H129V254L127 255ZM136 257V256H135ZM140 257V256H139ZM172 257V256H171ZM206 257V256H205ZM125 258V257H124ZM123 258V259H124ZM134 258V257H133ZM132 258V259H133ZM156 258V257H155ZM165 258V257H164ZM170 258V257H169ZM169 258H167V259H169ZM121 259H118V261L119 260H121ZM131 258H130V261L132 260ZM136 259V258H135ZM135 259H133V260H135ZM151 259V258H150ZM162 259V258H161ZM176 259V258H175ZM212 259H213V257H212ZM263 259V258H262ZM34 260H36V259H34ZM34 260H32V263H33V261ZM124 260H127V259H124ZM123 260V261H124ZM166 260V259H165ZM173 260V259H172ZM172 260H170V261H172ZM29 261H30V259H29ZM117 261V262H118ZM135 261V262H136ZM163 261V260H162ZM162 261H160L161 263H162ZM168 260H166V262H167ZM202 261V260H201ZM200 261V262H201ZM31 262V261H30ZM29 262V263H30ZM115 262V263H114ZM120 262V261H119ZM125 263H127L126 261H124ZM124 262H120V263H123L124 264ZM160 262L158 261V263L160 264ZM165 261H164V264L166 263ZM169 262V261H168ZM194 262V261H193ZM195 262H197V261H195ZM205 261H203V263H204ZM253 262V261H252ZM37 263V262H36ZM119 263V264H120ZM133 262H131V264H132ZM149 263H150V261H149ZM152 264H156L157 262H155V263H153V262H151ZM150 263V264H151ZM170 263V262H169ZM254 263V262H253ZM31 264V263H30ZM35 264V263H34ZM43 264V263H42ZM118 264V263H117ZM134 264V263H133ZM146 264H148V263H146ZM168 264V263H167ZM172 264V263H171ZM186 264V263H185ZM196 264V263H195ZM198 264V263H197ZM201 264V263H200ZM205 264H211V261H209L208 260V262H206Z\"/></svg>", "mask_w": 264, "mask_h": 264}]
</instances>
